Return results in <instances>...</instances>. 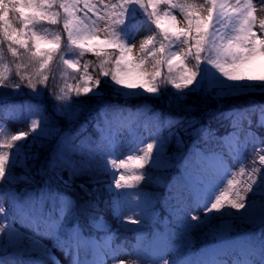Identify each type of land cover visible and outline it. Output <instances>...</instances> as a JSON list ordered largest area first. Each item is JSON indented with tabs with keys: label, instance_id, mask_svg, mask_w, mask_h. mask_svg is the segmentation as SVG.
Returning <instances> with one entry per match:
<instances>
[{
	"label": "snow or ice",
	"instance_id": "obj_1",
	"mask_svg": "<svg viewBox=\"0 0 264 264\" xmlns=\"http://www.w3.org/2000/svg\"><path fill=\"white\" fill-rule=\"evenodd\" d=\"M138 11L146 20L137 21ZM137 23L149 26L138 48L130 42L133 29L140 31ZM44 24L60 25L62 31ZM86 55L95 59L81 63ZM261 61L264 0H0V264H60L52 248H59L69 264H264V136L254 130L264 129V105L220 113L218 119L231 129L223 136L203 126L196 129L203 146H194L184 173L197 160L204 165L199 179L182 175L168 185L160 216L153 197L137 186L147 180L161 183L160 174L172 166L166 143L183 145L176 131L182 119L155 112L144 119L143 109L105 104L95 140L57 143L48 171L67 189L73 175L95 160L108 177L99 183L110 193L118 229L137 225L131 250L115 242L102 215L91 216L88 224L103 235H85L73 214L74 202L58 190L37 194L15 187L32 182L28 162L39 158L33 149L59 136L52 117L71 123L84 111L87 100L73 96L102 101L107 89L114 98L158 97L170 86L175 90L171 99L179 102L194 91L216 98L264 92ZM53 65L63 85H56ZM50 79L52 116L42 103L9 102L3 91L15 94L26 87L40 98ZM7 121H27V130L12 134ZM140 127L151 142L137 137ZM193 127L188 123L183 131ZM125 129L128 136L121 138ZM73 156L81 158L80 165ZM60 165L70 170L68 179L56 172ZM233 165L238 167L232 170ZM213 220L219 223L209 232L218 243L196 254L185 251L193 231ZM156 221L157 230L145 243L140 226Z\"/></svg>",
	"mask_w": 264,
	"mask_h": 264
},
{
	"label": "trees",
	"instance_id": "obj_2",
	"mask_svg": "<svg viewBox=\"0 0 264 264\" xmlns=\"http://www.w3.org/2000/svg\"><path fill=\"white\" fill-rule=\"evenodd\" d=\"M146 18L143 16L142 12H137V19ZM42 27L51 28L56 31H62V26L60 25H48L44 24ZM6 59L11 64L12 57L7 54L5 49ZM95 58L91 55H86L81 60L83 63L84 60H94ZM53 69L56 79V85H63L64 81L59 78V72L56 70V65H53ZM70 83H75L74 80L69 79ZM39 87V86H38ZM53 87V81L49 80L48 88L44 89V94L40 98H34L30 95L31 90L26 87L13 94L11 89H4L3 91L9 93V102H23V101H32L34 103H42L46 109V112L49 116H52V105L54 101L49 98L48 91L49 88ZM106 91V95L102 101H98L95 98L72 97L73 100H87V105L84 111L80 114L79 118L69 123L68 121L59 118L52 117L57 122V127L60 128L59 136L52 141H46L43 148H34L33 151L37 152L39 155L38 159L30 160L28 162L29 167L31 168V177L32 182L29 184L20 183L15 187L17 190L23 189L25 192L40 193L43 190L45 193L49 189L63 193L64 196H68L73 203L74 216L79 224L82 226L85 235H103V233H95L90 229L88 221L91 216H100L105 217L107 222L111 225L112 231L115 233V242L118 244H124L129 247L131 250V245L136 243L137 233L133 229L137 228V225H128L127 229L119 228L117 221L112 214L110 206V193L104 188L102 181H107L108 177L102 174L97 169L96 161H91V167H81L75 175L72 177L71 186L65 189L64 185L57 181L53 174L48 171V160L56 153L57 143L60 140L67 139L72 140L76 137H91L95 140L99 133L95 127L97 119L100 113L101 108L105 105H115L119 108L125 110H131L135 112L138 108H146L149 112H146L144 119H147L152 115V113H162L164 116L180 118L182 123L177 127L176 131L180 132L181 137L183 138V145L177 147L176 142L173 140L170 143H166V151L172 159V166L170 169L160 175L163 176V180L160 184L154 183L152 180L141 181L138 188H142L143 192L153 197V205L156 210L157 216L161 215V210L165 207L164 198L168 195V185L176 183L181 179L184 173L185 160L188 159L191 152L193 151L194 146H203V141L200 135L192 134L190 128L187 132L183 129L188 125V123L198 124L197 126L204 128H210L216 131L218 136H223L227 131L231 129L227 126V121L218 119V115L227 110L240 109L247 107L252 104H258L264 102V97L250 99V97H219L216 98L213 95L208 97L203 91H194L189 93L183 100L176 102L173 101L170 97V93L175 90L168 86L167 90L163 95L158 97L148 96L147 94L125 99L123 97L114 98L112 94ZM254 96V95H252ZM261 99V100H260ZM23 129L27 130V121L23 123H12L11 121L6 122V130H10L14 134L17 130ZM259 135L264 136V129H255ZM123 132L128 136V132L125 129ZM137 137L146 138L147 134L143 127L137 128L136 130ZM149 134V132H148ZM164 135H167V130H165ZM150 136V135H149ZM251 146L249 150H246L244 155L245 157L250 156ZM72 159L78 164H81V158L79 156H73ZM86 160V158H85ZM44 169V172L41 169ZM203 168V164L197 163V160H192L188 173L185 175L186 179L191 181H196L199 179V172ZM17 173H20L22 169H15ZM69 169L63 165L57 167L56 172L64 177V179L69 178ZM45 172L47 174H45ZM156 173H154L155 175ZM51 180V183L49 181ZM85 185L87 192L79 187V185ZM94 189H99V191H94ZM90 193V194H89ZM159 201V203H157ZM203 216V212L200 213ZM218 221H211L210 225L204 229L194 230L190 239L191 243L188 244L185 251H191L194 254L199 253L201 249L209 248L218 243L212 237V234L209 232V228L215 225ZM159 221L149 222L147 226L141 227V230L145 235V243L151 240L152 233L157 230ZM257 235H259L260 230L258 228L253 229ZM235 236V235H234ZM27 259V257H25Z\"/></svg>",
	"mask_w": 264,
	"mask_h": 264
},
{
	"label": "rangeland",
	"instance_id": "obj_3",
	"mask_svg": "<svg viewBox=\"0 0 264 264\" xmlns=\"http://www.w3.org/2000/svg\"><path fill=\"white\" fill-rule=\"evenodd\" d=\"M196 3H203V0H196ZM176 15L178 16V19H182L181 17H179V14L178 13H176ZM140 20H146V19H137V21H140ZM133 23H136V22H133ZM136 26L139 27L140 31L139 32H136L135 29H133V31H132V39L130 40V42L132 44L136 45V47L138 48L140 40L143 39L144 36H146L148 34V32H147V29L145 27L146 24L137 23ZM260 63H264V61H261ZM203 93L205 95H208V97H211L212 96L211 94H207L205 92H203ZM252 95H254V96H252ZM229 97H250V99H254V98H261L262 99L264 97V92L257 90V91L250 92V93H247V94L235 95V96H229ZM229 97H227V98H229ZM252 105H264V102H260L258 104H252ZM249 106H251V105H249ZM249 106H247V107H249ZM247 107H244V108H247ZM144 110H145V112H149V110L146 109V108H144ZM227 111H229V110H227ZM227 111H224V112H227ZM193 125H194V127L193 128H190V132L192 134H197L196 129H199L200 127L197 126L198 124H196V126H195V124H193ZM146 134H147L146 138H143L144 139V142H151L150 136H149V134H148L147 131H146ZM121 138H126V133L125 132H122L121 133ZM138 138H140V137H138ZM197 163H200V162L197 161ZM237 167H238L237 165H233L232 166V170H235ZM218 223H219V221L216 224H218ZM146 225L147 224L141 225L140 227H144ZM233 235H236V233H233ZM212 236H213V238L215 240H218V238L215 235L212 234ZM46 243H48V242L46 241ZM189 243H191V239L189 240L188 244ZM52 252L54 253L55 257L59 260L60 264H69V260L64 256V254L60 251L59 248H52ZM49 264H50V262H49ZM109 264H111V261H109Z\"/></svg>",
	"mask_w": 264,
	"mask_h": 264
},
{
	"label": "bare ground",
	"instance_id": "obj_4",
	"mask_svg": "<svg viewBox=\"0 0 264 264\" xmlns=\"http://www.w3.org/2000/svg\"><path fill=\"white\" fill-rule=\"evenodd\" d=\"M145 27H146V29H147L149 26L146 24V26H145ZM147 32H148V31H147ZM148 34H149V33H148Z\"/></svg>",
	"mask_w": 264,
	"mask_h": 264
}]
</instances>
